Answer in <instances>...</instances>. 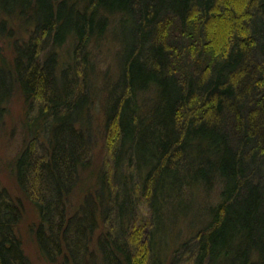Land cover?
I'll return each instance as SVG.
<instances>
[{"label":"trees","instance_id":"obj_1","mask_svg":"<svg viewBox=\"0 0 264 264\" xmlns=\"http://www.w3.org/2000/svg\"><path fill=\"white\" fill-rule=\"evenodd\" d=\"M109 38L119 71L93 133ZM0 39V101L12 83L27 135L21 197L0 187V264H32L27 205L54 264H264V0H0ZM203 194L204 225L165 235L168 208Z\"/></svg>","mask_w":264,"mask_h":264},{"label":"rangeland","instance_id":"obj_2","mask_svg":"<svg viewBox=\"0 0 264 264\" xmlns=\"http://www.w3.org/2000/svg\"><path fill=\"white\" fill-rule=\"evenodd\" d=\"M0 52L3 53L2 55H4L7 59H11V50L2 39H0ZM94 53L98 55L96 56L95 60V73L94 75H91L90 89L92 93H95V96H92L95 106L90 112L89 120L91 121V131L96 133L100 131V126L103 122L101 103L106 97V88L110 86L111 83H113L119 71L117 54L118 45L114 43L112 38H109L102 49L94 50ZM2 70H6V72L9 73L11 80L13 76L12 72L7 71L5 68H2ZM107 84L109 85L107 86ZM12 88L13 85L11 83L9 92L4 95L0 101V187L9 188L12 190L11 193L17 197H21L12 173L14 161L20 151L23 149L27 139L24 120L25 102L24 98L20 94L11 92ZM3 108L5 110H3ZM28 116L31 119L34 115ZM96 139H98V137ZM101 146V139H98L93 153V158L96 163H101L102 159L104 158L105 153L103 149H100ZM83 176V182L87 183L90 179L89 176ZM78 187L79 185L76 187L73 194V200L75 203L78 201L77 199L80 198L79 195L81 190ZM198 196L199 195H194L193 197L188 198V200L191 202V205L183 208L181 212L177 211L180 206L176 203L172 204L171 208H168L169 211H167V216L164 223V227L167 229L163 232L165 235L171 237V239L178 238V240H180L188 237L190 233H195L200 227L204 225V220L207 219V199L204 194L200 197ZM26 212L27 214L23 216L20 222V227H22L20 229L22 230L25 237L23 245L25 247L26 253L32 260V264H54L46 259H43V257L39 255L37 243L28 236L27 228L33 225L32 223L34 222L36 216L33 212V209H28V205L26 207ZM169 212L171 216L169 215ZM174 212L176 217L174 218L173 222L172 214ZM140 213L143 218H146V216L150 214V208L146 203L141 205ZM193 225H195L194 228ZM163 233L158 235V238L160 236L161 238L165 237ZM94 256L95 260L93 264H101L100 254L97 253ZM83 260L86 261V258Z\"/></svg>","mask_w":264,"mask_h":264}]
</instances>
